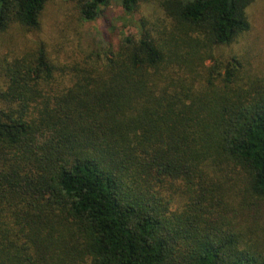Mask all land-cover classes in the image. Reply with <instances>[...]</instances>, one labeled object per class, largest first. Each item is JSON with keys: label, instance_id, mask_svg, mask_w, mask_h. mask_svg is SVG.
<instances>
[{"label": "trees", "instance_id": "trees-1", "mask_svg": "<svg viewBox=\"0 0 264 264\" xmlns=\"http://www.w3.org/2000/svg\"><path fill=\"white\" fill-rule=\"evenodd\" d=\"M49 1L0 0V264H264L256 0H65L127 31L64 63Z\"/></svg>", "mask_w": 264, "mask_h": 264}, {"label": "rangeland", "instance_id": "rangeland-1", "mask_svg": "<svg viewBox=\"0 0 264 264\" xmlns=\"http://www.w3.org/2000/svg\"><path fill=\"white\" fill-rule=\"evenodd\" d=\"M143 11L146 12L145 9ZM249 15L252 25L250 32L226 50L238 54L247 53L248 57L254 58V64L264 74V0H256L249 8ZM122 16L123 11L112 5L104 10L98 21L84 24L78 21L70 3L65 0H50L39 30L28 33L21 30L22 36L18 39L17 47H34L36 42H44L51 57L59 58L64 63L71 59L70 56L80 58L81 55L101 49L107 40L119 38L121 32L127 31ZM111 28L115 30L112 31ZM6 52L5 49H0V55Z\"/></svg>", "mask_w": 264, "mask_h": 264}]
</instances>
